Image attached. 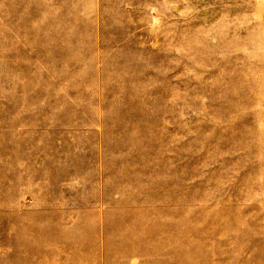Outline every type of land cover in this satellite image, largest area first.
<instances>
[{"label":"rangeland","instance_id":"rangeland-1","mask_svg":"<svg viewBox=\"0 0 264 264\" xmlns=\"http://www.w3.org/2000/svg\"><path fill=\"white\" fill-rule=\"evenodd\" d=\"M0 264H264V0H0Z\"/></svg>","mask_w":264,"mask_h":264}]
</instances>
